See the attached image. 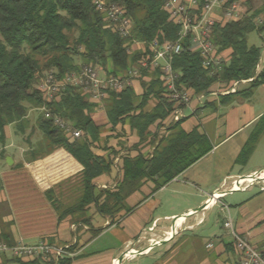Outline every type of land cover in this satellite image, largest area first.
Instances as JSON below:
<instances>
[{
  "label": "trees",
  "instance_id": "obj_1",
  "mask_svg": "<svg viewBox=\"0 0 264 264\" xmlns=\"http://www.w3.org/2000/svg\"><path fill=\"white\" fill-rule=\"evenodd\" d=\"M106 1L123 8L131 18L132 37L135 40H176L178 27L168 20L163 10L164 0ZM250 1L245 0L243 6L246 14L239 21L213 27L210 41L217 54L230 51L228 58L221 62L220 70L204 68L200 55L188 50L186 42L172 60L173 70L178 74L177 84L195 95H208L210 89L218 84L223 91L233 82L255 78L248 83V88L221 95L217 101L205 103V107L214 109L217 104L224 106L235 97L248 98L256 87L264 84V69L254 77L261 49L247 43V36L251 32L264 31V3L252 9ZM93 2L0 0L1 144L5 141L7 126L21 128L27 117L28 105L39 109L43 104L42 96L35 88L38 76L43 73L62 77L77 72L80 65H93L99 67L106 76L118 77L136 67L143 59L141 52L132 53L130 41L121 39L111 28L106 27L108 21ZM142 76L147 79V84L143 83L140 98L134 95L132 87L110 93L106 111L111 127L126 123L135 132L138 143L134 147L138 151L133 156L123 150L121 142L120 150L112 151L111 158L100 157L92 152L91 147L99 140L101 129L90 118L92 105L77 88H67L59 95V100L49 103L47 108L80 131V138L67 137L42 113L38 117L37 131L47 141L44 154L62 148L83 168L80 173V195L72 205L58 213L59 222L68 215L83 212V208L91 204L97 205L102 216L115 217L123 210V217H126L137 207H127V197L140 190L145 183L152 185L150 194L155 193L211 150L209 140L198 130L185 133L180 129L185 119L178 123L171 122L173 103L164 96L159 73H143ZM154 125L160 127L162 133H150L149 128ZM145 147L148 153L147 150L142 151ZM250 152L251 147L245 146L236 162H244ZM115 159H118L116 165ZM111 169H116L120 175L116 191L96 194L93 181L108 174ZM103 194L104 201L99 203ZM46 197L52 200L53 191H46ZM51 206L59 211L57 200H52ZM91 232L98 235L102 229ZM22 264H70V260L59 257L57 261L53 258L46 261L37 259Z\"/></svg>",
  "mask_w": 264,
  "mask_h": 264
},
{
  "label": "crops",
  "instance_id": "obj_2",
  "mask_svg": "<svg viewBox=\"0 0 264 264\" xmlns=\"http://www.w3.org/2000/svg\"><path fill=\"white\" fill-rule=\"evenodd\" d=\"M229 54L230 51L227 50L220 56L227 59ZM259 62L260 64L264 62V48ZM263 69L264 66H260L257 75ZM252 80L237 85L236 91L248 88V83ZM143 83L147 84L146 78L132 83L131 87L137 98L143 94ZM220 91L221 86L215 85L202 104L193 101L190 108L184 110L188 111V117L180 124V129L185 133L196 129L207 137L211 150L155 193L150 194L152 185L146 183L140 190L127 197L125 204L132 202L129 207H137L126 217H123L125 213L123 210L115 217H106L99 214L97 205L86 206L83 209L86 218L91 219V228L83 222L72 224L68 217L59 222L58 212L51 206V201L56 200L60 192L66 196L74 190L75 185L78 186L82 166L62 148H55L48 154H43L38 148L40 143L37 142L36 154L32 152L33 146L28 147L27 150L32 152L29 154L30 158L22 161V169L16 175L8 176L0 171L2 242L14 246L19 242L34 245L40 241H47L54 247L62 248L60 259L67 258L70 264H140L138 261L150 255L153 247L172 242L169 240L175 235L170 238L168 236L175 227L176 235L183 232L193 233L195 241H185L186 245L193 246L196 243L200 247L204 245L212 250L214 255L211 264H238L239 258L233 250L230 233L224 227V222L230 220L236 235L245 238L251 246L264 255V183L262 182L244 183L239 189L217 198L203 211L181 221L176 220L200 208L214 195L219 196V193L231 191L240 179L248 175L264 173V84L256 87L248 98L235 97L224 106L217 104L214 109L205 107V103L217 101L221 96ZM213 92L216 93L215 96L211 95ZM88 103L92 105L90 118L101 129L99 140L91 147L92 152L100 157L111 158L112 151L120 150L119 142H121L123 150L131 156L137 154L138 150L134 146L138 143V138L129 125L124 123L111 127L108 123L106 115L108 98L99 103L88 100ZM221 109H224L223 114L220 113ZM16 128L13 125L5 128V141L1 144V150L13 147ZM149 131L162 133L160 127L156 128L155 125L151 126ZM247 145L251 147L247 159L242 163L236 162ZM146 150L145 147L142 151ZM7 157L4 156V160ZM13 162L15 163L11 159L10 165ZM119 179L117 170L111 169L108 174L101 175L93 181L95 192H101V188H108L110 192L116 191ZM48 190L53 191L52 200L46 197ZM168 190L174 198L184 196L193 200L189 206L183 207L179 212L163 215L162 220L165 223L158 225L157 218L153 215L160 204L157 201L155 203V197ZM235 194H240L241 198L235 200L237 206L231 207L229 202L234 201L231 198ZM151 202L153 204L149 205ZM215 208H218L223 215L225 233L207 236L201 226L206 221V212ZM129 216L134 218V232L141 236V241H134L137 248L130 247L125 251L121 249L116 253H114L116 249L112 248V250L105 249L107 251H91V247L98 242L94 240L101 235H93L91 230L103 231L105 228L123 224ZM111 221H114L112 225H110ZM164 239L168 240L153 245ZM131 242L124 241L121 246L125 248ZM143 245L144 247L141 248ZM129 251L131 253L118 263L122 255ZM121 252L123 254L120 255ZM138 252L143 253L136 254ZM30 261V259H15L9 254L0 256V264L12 262L22 264Z\"/></svg>",
  "mask_w": 264,
  "mask_h": 264
},
{
  "label": "built area",
  "instance_id": "obj_3",
  "mask_svg": "<svg viewBox=\"0 0 264 264\" xmlns=\"http://www.w3.org/2000/svg\"><path fill=\"white\" fill-rule=\"evenodd\" d=\"M245 0H164L163 10L168 15V20L178 27L177 38L174 41H137L132 37L133 23L125 10L106 0H94L96 9L108 21L107 28H111L121 39L130 41V45L141 49L143 59L136 67L126 74L118 77L106 76L103 71L93 65L82 66L77 72L57 77L52 73L41 77L37 90L42 96L43 104L39 108L45 119L52 120L67 137L78 139L80 131L63 121L59 116L52 114L47 105L59 100V95L67 88H77L81 95L91 102L99 103L107 99L110 93L121 92L126 87H131L133 81L142 78L143 73H159L165 98L173 103L170 120L178 123L187 118L184 110L190 108L193 101L202 104L206 95H195L184 86L177 84L178 74L173 70L172 60L182 50V44L187 43L188 50L196 52L202 58L204 68L220 70L223 58L217 54L216 48L210 41L213 27L216 24L225 25L229 22L239 21L246 14L243 6ZM260 69L258 63L255 75ZM252 79L246 80L250 81ZM245 81L233 82L231 86L220 95H227L236 91L237 85ZM215 96L216 93H211ZM193 112V111H192ZM118 159H115L116 165ZM115 167V166H114ZM264 183V180L261 181ZM247 183H254L252 180ZM264 189V188H263ZM217 196V195H216ZM215 195L213 197H216ZM224 227L229 230L235 254L239 258L238 264H264V255L257 251L243 237L236 235L232 230L230 220L224 222ZM63 252L62 248L50 245L47 241H40L34 245L22 242L14 246L0 242V256L9 254L19 260L57 259Z\"/></svg>",
  "mask_w": 264,
  "mask_h": 264
},
{
  "label": "rangeland",
  "instance_id": "obj_4",
  "mask_svg": "<svg viewBox=\"0 0 264 264\" xmlns=\"http://www.w3.org/2000/svg\"><path fill=\"white\" fill-rule=\"evenodd\" d=\"M264 3V0H251L250 6L252 9H256L260 7ZM260 23V20L257 21ZM133 23V22H132ZM247 43L249 46H255L261 51L264 48V31L263 32H251L247 36ZM132 53L141 52V49L135 47L134 45L131 46ZM142 53V52H141ZM81 67L84 65H80ZM261 67L264 66V62L260 64ZM80 67V68H81ZM45 73L38 76L39 79L41 77H44ZM35 84V88H37L38 81ZM26 105V104H25ZM39 109L32 108V106L28 105V117L25 118L24 123L21 125V128L17 129L16 137L13 139V147H10L6 150H1L2 145L0 143V171L3 173H6V175L10 176L13 174H17L20 169H22V161L29 160V154L32 152H36L37 154V142L40 143V151L43 152V154L47 151V141L44 139V136L41 134V132L37 131V119L39 116H41V111ZM224 109H221V114H223ZM186 116L188 117V111H184ZM135 145V144H134ZM33 146V151L27 150L28 147ZM133 147V146H131ZM46 149V150H45ZM149 150L146 152L148 153ZM147 155V154H146ZM4 156L10 157L15 163L13 162L11 165H6V158L4 160ZM21 162V163H20ZM117 180V178H116ZM114 183V182H113ZM111 183V185L113 184ZM12 184V183H11ZM146 184V183H145ZM108 186V185H107ZM78 187V188H77ZM80 184L75 185L74 190L71 191L69 195L65 194L63 192H60L57 196L56 200L59 203V212H62L65 210L66 207L72 205L74 200L80 195L79 192ZM100 191H109L108 188L102 189ZM100 192H96V194H99ZM104 194L100 196V202L102 203L104 201ZM232 200L234 201L229 204H231V207L237 206L235 203V200L238 198H241L240 194H235L232 196ZM193 198H187V197H178L174 198V195L169 194V190L158 194L155 197V203L156 201L160 204L156 211L154 212V218L156 219V222L158 225H161L165 223L162 220V216L165 214H169L171 212H179L183 207L189 206L192 202ZM231 200V201H232ZM131 203H128L126 206H131ZM153 202H151L149 205H152ZM69 219V222L72 224H76L78 222H83L88 227H92L90 220L86 218L85 212H77L73 215L67 216ZM66 217V218H67ZM206 221L201 226L202 231L205 232V235L209 236L211 234L213 235H224L225 230L223 228V215L219 212L218 208H215L213 210H210L206 212ZM88 221V223H86ZM167 224V223H166ZM134 218L133 216L129 219H126V221L123 224L115 225L109 228H105L101 233L99 237H97L94 241H98L94 246L91 247L92 252L96 251H107L105 249H116L114 253L118 252L121 249H124V251L130 247L137 248L134 245V241H141V236L139 233L134 232ZM226 229V228H225ZM228 230V229H226ZM229 232V230H228ZM98 234V235H99ZM177 234V233H176ZM174 236V238L170 239L168 244L164 246H155L151 250L150 255L146 256L145 258H142L138 261L140 264H211L212 257L214 253L211 249L207 246H201L197 245L196 243L190 245H186L185 241H195L193 238V233L191 232H183L179 235ZM92 236V233L90 234ZM212 235V236H213ZM124 241H132L131 244L127 245L125 248L123 245L121 246L122 242ZM144 247L141 246V248ZM111 249V250H112ZM197 249V251H196ZM169 250V251H168ZM123 251V252H124ZM109 253L111 251L109 250ZM123 254L122 252L120 255ZM120 257V256H119ZM124 260V258H123ZM203 262V263H202ZM10 264H18L15 262H12Z\"/></svg>",
  "mask_w": 264,
  "mask_h": 264
},
{
  "label": "water",
  "instance_id": "obj_5",
  "mask_svg": "<svg viewBox=\"0 0 264 264\" xmlns=\"http://www.w3.org/2000/svg\"><path fill=\"white\" fill-rule=\"evenodd\" d=\"M10 162H11V159H10L9 157H7V158H6V164H7V165H10ZM248 178H250L253 182H261L262 180H264V173H259V174H255V175H248V176L244 177L243 179H240V180L238 181V183L233 187V189H232L231 191L219 193V196L212 197L210 200L206 201V203H205L204 205H202L200 208H198V209L194 210L193 212L188 213V214H186V215H184V216H182V217H179V218H177L176 220H179V219H186V218H188V217H190V216H193V215H195V214H197V213L203 211V210H204L209 204H211V201H215L217 198L222 197V196H224V195H226V194H228V193H230V192H233V191L239 189L244 183H247V179H248ZM176 233H177V228L173 227V229H172V231H171V233H170V235H169L168 237L170 238V237L174 236ZM168 237H167V238H168ZM169 238H168V239H169ZM168 239H164V240H162V241L155 242V243H153V245H157V244L160 243V242L164 243V242H166ZM128 253H131V251H129V252H127V253H124V254L122 255V257L118 260V263L121 262V261L123 260V258H125V256L128 255ZM142 253H143V252H138V253H136V254H142Z\"/></svg>",
  "mask_w": 264,
  "mask_h": 264
},
{
  "label": "bare ground",
  "instance_id": "obj_6",
  "mask_svg": "<svg viewBox=\"0 0 264 264\" xmlns=\"http://www.w3.org/2000/svg\"><path fill=\"white\" fill-rule=\"evenodd\" d=\"M251 181V179L250 178H248L247 179V182H250ZM216 196V195H215ZM211 203H213V201H211ZM182 219H180L179 221H181Z\"/></svg>",
  "mask_w": 264,
  "mask_h": 264
}]
</instances>
